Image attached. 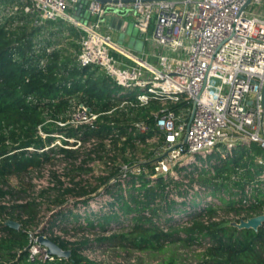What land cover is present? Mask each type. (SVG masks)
Returning <instances> with one entry per match:
<instances>
[{"label": "trees", "instance_id": "16d2710c", "mask_svg": "<svg viewBox=\"0 0 264 264\" xmlns=\"http://www.w3.org/2000/svg\"><path fill=\"white\" fill-rule=\"evenodd\" d=\"M57 24L39 28L26 18L19 26H0V264H100L83 254L86 246H92L90 240L70 241L50 230L80 221L87 215L89 202L101 193L114 200L106 205L118 207L121 215L104 212L105 207L92 212L88 229L117 224L122 230L98 241L117 239L120 248L141 252H163L173 244L197 247L198 264H264V224L257 230L238 228L242 222L264 215V192L254 191L252 201L243 204L244 187L255 183L262 171L255 159L264 156V150L253 144L250 151L238 150L234 156L238 159L227 158L212 164V173L204 168L199 170L198 183L214 193L220 188L238 192V204L220 196L224 206L183 223H171L170 208L174 202L170 195L174 191L179 193L182 184L160 180L155 186H148V177L154 172L152 164H140L139 168L144 170L138 176L125 170L126 166L139 163L134 155L139 149L136 141L141 137L128 133L127 128L144 123L153 129L155 117L151 112L159 111L160 103L152 101L140 106L135 100L114 99L119 89L108 77L98 69L77 66L75 29H63V22ZM44 34H48L47 39ZM41 61L44 66H40ZM186 107L185 102L169 104V109L176 113ZM81 108L88 109L89 115H97L98 129L87 123L71 125L72 111ZM95 164L102 169L95 171ZM55 165L69 167L64 180L56 174ZM44 171L53 179L51 186L35 192L32 177ZM85 172L87 180L80 177ZM93 172L96 173L92 175ZM192 173L187 177L191 178ZM12 178L20 186L10 185ZM121 179L126 185L137 180L139 186H132L124 195ZM113 180L117 183L110 185ZM125 196L131 199L132 206L125 202ZM70 198L74 201L73 209L66 207ZM44 199L53 205L50 211L58 212L43 233L49 234V240L62 250L69 251L70 256L31 263L29 247L38 235ZM79 205L83 215L75 213ZM129 214L125 221L130 225L125 228L122 216ZM71 217L73 220H69ZM157 220L163 221L161 227L156 226ZM6 221L17 222L19 228L6 226ZM177 260L175 255L167 256L159 264H176Z\"/></svg>", "mask_w": 264, "mask_h": 264}, {"label": "built area", "instance_id": "2783aa9c", "mask_svg": "<svg viewBox=\"0 0 264 264\" xmlns=\"http://www.w3.org/2000/svg\"><path fill=\"white\" fill-rule=\"evenodd\" d=\"M107 1L0 0V26H19L26 18L39 28L63 22L64 27L76 31L77 66L98 69L108 77L119 89L114 99L135 100L140 106L152 101L160 103L161 109L151 112L155 117L153 129L144 123L127 128L128 133L141 135L137 146H158L150 159L154 172L148 177L147 171L148 186L160 180L183 184L170 172V167L180 160L177 170L188 176L198 161L234 158L238 150L250 151L253 144L264 150V12L257 10L264 7V0H251L248 5V0ZM114 15L132 17L147 53L138 56L105 31L106 18ZM63 35L68 37L67 32ZM40 66H44L43 61ZM181 102L187 107L178 113L169 109V104ZM78 111L85 115L87 112L91 128H99L95 125L97 115H89L85 108ZM255 160L264 167V156ZM201 167L204 166L193 170L197 172L192 176L198 177ZM119 182L124 183L123 179ZM116 183L113 180L110 185ZM179 189V193L170 195L177 206L170 210L173 224L222 206L220 196L197 181ZM256 190L264 192V168L255 183L244 187L243 204L252 201ZM180 195V201L174 200ZM104 197L111 199L101 193L89 206ZM43 230L39 228L38 235L32 238L31 263L36 262L37 255V261L54 259L38 242L39 236L49 239ZM50 231L57 235L55 230Z\"/></svg>", "mask_w": 264, "mask_h": 264}, {"label": "rangeland", "instance_id": "374dc122", "mask_svg": "<svg viewBox=\"0 0 264 264\" xmlns=\"http://www.w3.org/2000/svg\"><path fill=\"white\" fill-rule=\"evenodd\" d=\"M87 3H84V5L86 6ZM258 11H262L264 12V7H260L257 8ZM69 14H71L72 16H74L75 18H78L75 14L71 13V11H68ZM80 19V18H78ZM55 25H59L57 23H54ZM66 27H64L63 29H65ZM118 34L114 33L111 34V37L115 40L118 39ZM45 39H47L48 34H44L43 36ZM135 39V38H134ZM122 46V44H120ZM124 48H126V46H122ZM146 50H148L146 48ZM156 54L158 51H154ZM149 53V51H148ZM150 62H153L154 64L156 63L155 59H150ZM72 119L70 120L71 125L72 126H80L81 124L87 123V116L81 112H79L78 110H73L72 111ZM55 144H58V142H55ZM158 146L156 143H152L148 146H144V147H139V149L137 150L136 154L134 155V160L138 161L139 163L131 166V167H127L126 166V172H131L133 175H140V172L142 170H144V167L139 168V165H144L147 166L148 164H150V159L153 156V151L155 149H157ZM150 158V159H149ZM239 157L233 158V159H238ZM132 159V158H131ZM149 159V160H148ZM219 157H211L207 160H202V161H198L197 163L193 164V169L191 172H193V170L198 169L197 167H200L201 165L204 167L206 171H209V173H211L212 168H210L211 164H217L219 162ZM227 159V158H226ZM180 160V159H179ZM225 160V159H224ZM181 161V160H180ZM180 161L175 162V164H173V166L170 167L171 169V174L173 176H175V178H179L178 181H181L183 184L181 186L184 187L185 183H190L193 184L195 181H197V177L196 176H192L187 177L185 175V173H180L177 170L178 164L180 163ZM207 161V162H206ZM244 161V160H243ZM255 164H256V160H255ZM138 165V166H137ZM257 165V164H256ZM98 166V164H95L93 169L95 171H99L100 169H102L101 166L99 167H95ZM192 166V165H191ZM190 167V166H189ZM56 168V174L60 175L62 178V180H64L65 178V174L68 173L67 169L69 167H65L64 165H55ZM264 168V167H262ZM255 168L250 169V171H253ZM96 172L91 173L92 175H94ZM147 174V171H146ZM47 172H42V173H36L34 174V176L32 177V183L34 186V191L35 192H40V190L51 186V182H52V178H49V176H47ZM197 175V174H195ZM83 179L87 180V177L89 178V176L87 175V172L83 173V175L80 176ZM78 179V178H77ZM128 180H130V177L128 178ZM136 181V180H135ZM26 182V181H25ZM138 183V181H137ZM130 181L128 185H126V183H121V189L122 192L124 193V195L128 193V191L133 187H136L138 184ZM10 185L12 186H20V184L17 182V180L15 178H12L10 180ZM180 188V187H179ZM25 189H28V186L25 187ZM208 189L211 190L210 187H208ZM128 190V191H127ZM180 190V189H179ZM127 191V192H126ZM186 191L185 188L182 189L181 192ZM217 195L222 196L225 200L227 201H234L238 204V192L235 191V194L233 191H229V192H225L224 189L220 188L219 190H217L216 192ZM234 194V195H233ZM95 196V195H93ZM181 195L176 198V196H174V200L180 201ZM51 200V199H50ZM73 199L70 198V202L67 204V208L73 209L74 208V201H72ZM124 200L127 204H130L131 206L132 201L129 197H124ZM108 203H114L113 199H110L108 197H104L102 199H98L95 200V202H93L92 204H90L89 207H87V215H85L84 217H82L80 219V221L78 222H74L71 221L70 223L67 224H63L61 227L56 228V227H52L51 230H55L57 235L62 236L64 239H68V240H73L76 239L77 241H87L90 240L92 246L90 247H85L86 249H84L83 254L84 256L88 257L89 259L98 262L100 264H159L163 261V259L167 256H177L178 260L177 263H181V264H198V255L200 253V248L197 247H181V245L179 244H173V245H167L164 249L163 252H155V251H137L134 249H123L119 247V242L117 239L113 240V241H98V239L100 238H107L109 237L111 234H119L121 233V228L120 225L117 224H113V226H109V227H103L100 229L96 228L94 231H92V229H88L87 227V222L89 220H91V218L89 217V215L92 212H97L98 210L102 209L103 205L108 204ZM222 206H224L225 204H223L221 202ZM52 204L50 203V201H48L47 199H44L42 201V207H41V214H40V220L38 222V226L39 228H47V226L50 225L51 220L53 219L54 216H57L56 212H58V209L55 210L54 212L50 211L52 208ZM174 206V205H173ZM109 206L106 207V209H104V212H112L109 214H116L118 216L121 215V211L118 207H113V208H108ZM177 206L171 207L170 210H176ZM81 208V209H80ZM75 213H77V215H83V209L82 207H80V205L78 206V208L74 209ZM113 210V211H112ZM56 214V215H55ZM264 214V213H262ZM128 216L130 217L131 215H127V216H122L124 223L123 226L126 228L128 225H130V223H128L129 221H125V218H128ZM259 216H264V215H259ZM257 217V216H256ZM88 218V219H87ZM230 220V218H228ZM69 220H73V218H69ZM236 220V219H235ZM250 220V219H249ZM247 220V221H249ZM234 220H231V222H233ZM246 221V222H247ZM244 223V222H242ZM241 223V224H242ZM163 224L162 220H157L156 222V226L161 227ZM233 224V223H232ZM241 224L238 225V227H241ZM62 229V230H61ZM129 229H127L126 231H128ZM63 231H66L67 233H63ZM65 234V235H64ZM39 259V255L36 256V261ZM31 262V260H30ZM33 263V262H32Z\"/></svg>", "mask_w": 264, "mask_h": 264}, {"label": "crops", "instance_id": "0c3cea01", "mask_svg": "<svg viewBox=\"0 0 264 264\" xmlns=\"http://www.w3.org/2000/svg\"><path fill=\"white\" fill-rule=\"evenodd\" d=\"M105 31H107L110 35L117 33L118 39H115V41L122 44V46H126L127 49L138 56H142L147 53L145 48L146 45L142 42L140 34L135 29L132 17L120 15L109 16L105 20ZM138 43H142L140 50L135 48Z\"/></svg>", "mask_w": 264, "mask_h": 264}, {"label": "water", "instance_id": "95a60500", "mask_svg": "<svg viewBox=\"0 0 264 264\" xmlns=\"http://www.w3.org/2000/svg\"><path fill=\"white\" fill-rule=\"evenodd\" d=\"M95 1H98L100 3H107L108 2L107 0H95ZM250 1L251 0L247 1V5L250 3ZM79 12H80V6L78 7L77 14H79ZM120 43H121V41H120ZM132 43H133V40H132ZM141 46H142V43H138V44H136L135 48L137 50H140ZM193 112H194V106L192 107V112H191V115L189 117V121H188L189 124L191 122ZM160 160L161 159H159V161ZM262 224H264V216H257V217L250 219L247 222L242 223L241 227H238V228L257 230ZM5 225L9 226L11 228H14V229L19 228V224L17 222H14V221H6ZM38 242L41 245H43L44 247H46L48 250V253L52 256L59 257V258H68L70 256L69 251L62 250L57 244H55L54 242H52L51 240H49L43 236L38 237Z\"/></svg>", "mask_w": 264, "mask_h": 264}]
</instances>
